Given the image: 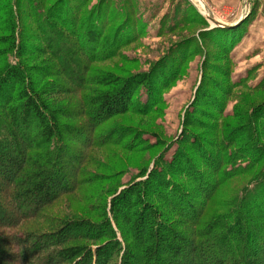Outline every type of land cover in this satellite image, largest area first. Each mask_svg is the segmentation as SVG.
I'll use <instances>...</instances> for the list:
<instances>
[{
  "label": "trees",
  "instance_id": "obj_1",
  "mask_svg": "<svg viewBox=\"0 0 264 264\" xmlns=\"http://www.w3.org/2000/svg\"><path fill=\"white\" fill-rule=\"evenodd\" d=\"M25 1L37 23V37L25 26L26 17L21 11ZM91 1L55 0L47 8L43 0H0V31L5 32L0 35V264H138L139 251L148 260L147 264H181L180 261L185 264H264V143L260 132H254L251 125L264 122V102L250 113L239 114L235 128H228L225 122L222 124L226 128L216 135L222 142L217 157H209L207 148L191 137H187L191 141H184L195 145L200 155H206L210 167L217 173L225 163L235 166L225 169L222 178L217 175L213 183L200 176L194 154L180 146L171 162L162 160V165H156L150 176L144 177L139 171L136 176L144 179L123 188L110 202L105 193L93 192L96 189L89 185L85 187L102 179L85 167L90 158L96 162L93 152L96 148L116 153L117 146L132 151L147 146L136 134L132 138H136L132 141L134 144L127 143L130 135L125 134L124 138L123 127L105 124L131 112L134 99L142 89L146 94L138 100L139 104L142 102L138 110L152 113L162 96L152 80L161 81L159 87L164 89L180 72L159 80L154 77L155 66L148 72L126 78L93 68L94 62L119 56L129 42L139 41L138 37L145 34L148 26L147 16L155 20L159 14H148L147 6L143 8L146 11L142 10L141 0H120V3L99 0L96 5H91ZM183 1L186 4L181 2L173 13L160 18V28L169 29L171 20L180 22L189 18L190 12L198 13L190 0ZM77 9H80L78 16ZM251 14L238 24L211 30L217 34L216 39L221 32H231L238 40L244 36L241 28ZM249 25L248 22V29ZM34 38L58 64H63L65 58L70 60L72 73L67 62L68 71L61 72L69 76L70 82L77 83L80 94L84 92L81 95L84 109L72 112L53 107L56 101L52 95L66 91L58 82L41 87L39 78L31 75L32 68L23 58L29 53L26 42ZM110 40L116 47L107 49L104 42ZM77 50L82 61L76 58ZM10 52L16 53L14 63L7 57ZM182 56L181 67L186 61L185 55ZM53 84L56 88L51 87ZM199 93L200 90L197 95ZM68 118L79 121H68ZM113 134H117L116 138L111 137ZM82 136L85 141H80ZM72 140L79 141L85 151L80 150L79 154L78 146L70 144ZM17 145L18 153L11 148ZM246 151L249 163L237 166V159L245 157L241 155ZM219 154L224 155L223 161L219 160ZM97 163L101 162L97 160ZM72 166L73 173L69 172ZM255 168L259 170L247 182L242 194L238 196L240 190L221 203L230 210L213 213V220L207 221L209 206L216 201L219 187ZM185 169L192 173L197 194L195 189L188 190L177 180V175ZM168 174H172L174 180ZM64 181H70L69 186ZM162 190L170 192L176 214L187 215L189 228L172 221L173 216L165 212L166 208L152 199H168L162 197ZM75 194L81 196L97 219L82 211L66 214L64 218H54V223L44 226L46 228L34 223L36 227L31 237L26 236L25 223L43 219L52 204ZM199 197L203 198L204 206L198 209L193 204ZM56 221L60 224L56 225ZM140 227H144L146 233H139Z\"/></svg>",
  "mask_w": 264,
  "mask_h": 264
},
{
  "label": "rangeland",
  "instance_id": "obj_2",
  "mask_svg": "<svg viewBox=\"0 0 264 264\" xmlns=\"http://www.w3.org/2000/svg\"><path fill=\"white\" fill-rule=\"evenodd\" d=\"M116 1L120 3V0ZM190 1L196 7L199 15L198 13L190 12L191 16L189 18H185L180 22L171 20L172 22L170 21L169 23L170 26L172 25L171 28L163 29L160 28V18L166 13H173L181 2H183V5L185 2L183 0H141V9L146 11L143 8L147 6L148 14L156 12L159 14V18L154 20L147 16L148 26L146 27L145 34L138 37L139 41L135 39L129 42L126 47H123L119 56L109 60H98L92 64L93 68L97 70L111 71L123 78L135 73L148 72L153 66L156 68L154 72L156 76L154 77H157L159 80L168 77L170 73L176 74L178 70L180 71L172 83H166V88L164 89L159 87L161 81L152 80L155 89L162 92L161 99L153 108L152 113H141L138 110L141 109L139 105L142 104V102L139 104L138 100L145 97L146 94V91L142 89L138 91V97L134 99L135 104H133L134 108L131 112L116 116L105 124L107 127L114 125L123 127V132L120 131L123 133L124 138L125 134L130 135L127 143H132V141L136 140V138L132 140L135 134L137 135L136 137L144 139L147 142V146H143L141 150L136 151L114 146L116 153H113L107 151L108 149L100 150L96 148L93 151L95 152L94 160L96 162L91 161V158L87 160L85 167L93 175L95 173V175L102 177V179L89 183L85 187L89 185L91 189H96L93 192L105 193L108 196L109 202L112 196L120 193L123 188H126L133 182L144 179L148 174L150 176L156 165H162V160L171 162L180 146L186 147L190 153L194 154L196 160V165H194L200 167L197 168V171L202 178L206 179V181L210 179L212 181L211 183L214 182V179H217V175L219 178H222V173L225 169H230L235 166L225 163L217 173V170L214 171L210 167V162L206 155H200L195 145L192 146L188 142L184 143V141L197 140L207 148L209 157H217V151H221L220 145L222 144L219 141L220 138L218 139L216 136L217 133L226 128V126L228 128H235L238 126L239 114L242 112L250 113L257 105L264 102V33L254 34L252 32L253 29L250 28V31L248 29V22L250 27L255 15H257V11H255L257 9L253 11V5L251 6V9H253L247 15L252 14L241 28L244 30V36L242 38L239 37L237 40L233 38L234 34L231 32H221L219 34L220 38L216 39L215 36L217 34L211 29L220 26L214 23V18L217 21L229 25L236 22L238 16L224 17L231 11L223 12L218 10L215 8L214 3L211 5L206 0H196L195 3L192 0ZM54 2L55 0H43L47 8L54 4ZM98 2L99 0H92L91 5H96ZM244 7L245 14L247 8L250 7V3L247 2ZM21 11L26 17L24 19L26 28L31 35L34 34L37 37L39 35L37 30L38 26L35 25L37 23L32 19V10L27 1L22 3ZM79 13L80 9H77V16ZM43 15L45 16L44 13ZM79 32L81 31L79 30ZM3 33L5 34L4 31H0V35ZM121 36L123 38V32ZM229 39H234V41L229 42ZM180 42L182 43L177 45ZM26 43H29L27 48L29 53L27 56H24L23 60L32 68L31 75L34 78H39L41 87H44L45 84L50 82L55 84L58 82L65 88L64 91L66 92L64 94L52 95L53 99L57 102H54L53 107L63 110L67 108V111L72 112H77L82 107L84 109V106H81V95L84 92L80 94L77 83L70 82L67 79L69 76L66 75L67 77H65L61 72V70L68 71L71 68L69 72L71 71L70 73H72L73 65L70 60L65 58V60H62L64 61L63 64H58L56 59L42 50L43 44L37 38ZM104 43L107 49L116 47L112 40L109 42L105 41ZM35 45L38 46L36 47ZM48 45L52 46V44ZM5 51L7 52V50ZM179 53L185 55L186 58L183 67H181V59L183 56ZM75 54L76 58L82 61L83 57L80 51L77 50V53L75 51ZM7 55L12 63L16 61L14 58L16 53L10 52ZM66 62L71 67L69 66L67 68ZM156 62L157 64L160 63L154 65ZM164 66H167L166 71L164 70ZM74 78L78 81L76 77ZM55 84L51 87L56 88L57 84ZM199 90L200 93L197 95ZM68 101H70V104L67 105ZM81 120H85V118ZM68 121L77 122L79 120H70L68 118ZM224 122L226 126H222ZM254 124L255 126H253ZM251 125L254 132H260V139L264 143V122L258 121ZM116 136L117 134H113L111 137L116 138ZM86 137L88 140L90 139L87 133ZM187 137H191V140L187 139ZM83 138L84 136L79 138L81 139L80 141H85ZM224 143L226 144L227 142L224 141ZM70 144L78 146L79 151H77L79 154L82 152L80 150L85 151V148L77 140L70 141ZM11 148L16 153L19 152V145L16 147L11 146ZM248 151L253 152L250 149ZM247 153V151L244 154L242 153L241 156L245 157H239L237 159V166H244L249 163V159L246 157L249 153ZM224 159V155L219 154V160L223 161ZM97 160L101 163H97ZM159 167V169L162 168L161 166ZM74 169L73 166L70 167L69 172H72V170L74 172ZM258 170L259 168H255L248 174H238L220 186L214 198L216 201L209 206L207 221L213 220V213L228 212L230 209L221 203L226 198L234 197L241 190L238 195L240 196L247 182ZM139 171L145 174L144 177L136 176ZM168 175L174 180L172 174ZM191 175L192 173L186 169L177 175V180L181 181L183 186L188 190L197 187L196 185L194 186ZM64 184H68L67 186H69L70 181H64ZM204 188L208 189V187ZM162 193V197H168V199L162 198L156 200L154 197L152 199L158 204L161 203V207L166 208L164 209L165 212L173 216L172 221H175L176 224L180 222L182 227L189 228L190 226H188L186 219L187 215L184 216L182 214V218L176 214L177 210L170 197V192L165 190ZM79 194L82 193L80 192ZM79 194L72 195L69 199L61 198L51 205V213L46 212L43 214V219H38L36 222L31 220L25 223L23 230H27L28 234L26 236L31 237L32 231L36 226L42 224L43 227L51 225L55 219L58 217L64 218L63 215L66 214L80 213L82 211L97 219L95 214L90 212L88 205ZM194 206L198 207V209L203 207V198H197V202L193 204ZM34 223H36V226H34ZM59 224L57 222L56 225ZM143 228L140 227L138 230L139 233L142 232L143 234V231L146 233V230H143ZM44 230L46 231V229ZM136 241V238H134L133 242ZM86 243H90L91 245L95 244V242L91 241H87ZM138 259L136 260L138 264H147L148 262L146 257L140 254V251ZM182 262L180 261L181 264H185Z\"/></svg>",
  "mask_w": 264,
  "mask_h": 264
},
{
  "label": "crops",
  "instance_id": "obj_3",
  "mask_svg": "<svg viewBox=\"0 0 264 264\" xmlns=\"http://www.w3.org/2000/svg\"><path fill=\"white\" fill-rule=\"evenodd\" d=\"M192 1H194V3H195L196 0H192ZM199 1H203V0H199ZM206 1L211 5H213L212 3H214L215 8L218 10H221L223 12L231 11V12H228L227 13L228 15H226L224 17L229 18V16H232V17L238 16V18L236 20H238L239 17H241L242 15H245L244 14V10H245L244 6L246 5L247 2H249L250 3V7H249L250 11L253 8H254L253 11L255 10V8L257 9V10H255V11H257V15H255V18L253 19L251 26L249 27V31L251 29H253L252 32L254 34L264 33V0H206ZM252 5H253V8L251 9ZM256 5H257V7H256Z\"/></svg>",
  "mask_w": 264,
  "mask_h": 264
},
{
  "label": "water",
  "instance_id": "obj_4",
  "mask_svg": "<svg viewBox=\"0 0 264 264\" xmlns=\"http://www.w3.org/2000/svg\"><path fill=\"white\" fill-rule=\"evenodd\" d=\"M204 7H205V5H203ZM206 9V8H205ZM245 17H242L241 18V20H237L236 21V23L234 22L233 24H225V23H222L221 21H217V20H215L216 22H214V23H216L217 25H219L220 27H228V26H232V25H235V24H238V23H240L241 21H242V19H244Z\"/></svg>",
  "mask_w": 264,
  "mask_h": 264
},
{
  "label": "built area",
  "instance_id": "obj_5",
  "mask_svg": "<svg viewBox=\"0 0 264 264\" xmlns=\"http://www.w3.org/2000/svg\"><path fill=\"white\" fill-rule=\"evenodd\" d=\"M197 6V5H196ZM199 9V8H198ZM200 10V9H199ZM250 10H249V8H247V10H246V12H245V15H243V16H241V17H239V19L238 20H240L242 17H246V15L248 14V12H249Z\"/></svg>",
  "mask_w": 264,
  "mask_h": 264
},
{
  "label": "bare ground",
  "instance_id": "obj_6",
  "mask_svg": "<svg viewBox=\"0 0 264 264\" xmlns=\"http://www.w3.org/2000/svg\"><path fill=\"white\" fill-rule=\"evenodd\" d=\"M214 22H216V21H215V18H214Z\"/></svg>",
  "mask_w": 264,
  "mask_h": 264
}]
</instances>
